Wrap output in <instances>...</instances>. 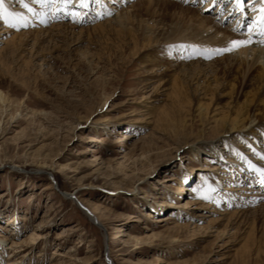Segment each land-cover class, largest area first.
Masks as SVG:
<instances>
[{
	"label": "rangeland",
	"instance_id": "1",
	"mask_svg": "<svg viewBox=\"0 0 264 264\" xmlns=\"http://www.w3.org/2000/svg\"><path fill=\"white\" fill-rule=\"evenodd\" d=\"M49 1L25 0L29 11L5 0L22 20H0L9 99L0 110V264H264V184L250 167H264L253 150L264 152V124L247 145L216 123L230 100L218 70L245 55L193 58L209 87L191 83L189 93L218 113L205 117L174 95L173 70L191 51L180 45H197L167 39L175 15L150 14L144 0H99L89 11L86 0L92 18L71 8L54 17L59 0ZM182 2L247 31L211 5ZM125 11L129 22L118 17ZM157 56L165 66L152 68Z\"/></svg>",
	"mask_w": 264,
	"mask_h": 264
},
{
	"label": "bare ground",
	"instance_id": "2",
	"mask_svg": "<svg viewBox=\"0 0 264 264\" xmlns=\"http://www.w3.org/2000/svg\"><path fill=\"white\" fill-rule=\"evenodd\" d=\"M96 1H99V0H88L89 11L92 9L91 5ZM182 1L181 0H178V1H175V0H144V2L142 3L143 6L146 8V11L149 12L150 14L154 15L155 13H158L159 10H161L162 14H166L169 17H172L175 15V17L177 18V21L174 27L172 28V31L170 32V34L167 36V39L176 40L181 35L180 38H188L199 46L223 48L227 45V42L229 40L241 38L239 33H235L234 31L230 30L228 27H224L223 25H221L220 22L215 21L213 16H204L199 10V8L196 9V8H192L191 6H186ZM191 1L199 2V5L201 8L209 7L211 5L210 6L211 8L209 10H211L212 13L218 15L220 19L221 17H225L226 19L233 20V23L236 29L239 27V25L236 24V22L241 23L242 18L239 17L238 14L234 12V8L231 3V0H216L214 4L212 3V0H189V2ZM202 1H204L205 4H201L200 2ZM50 2L51 1H49V3ZM117 3H119V0L117 1ZM38 4H42V3H38ZM77 4L79 3H77L76 0H74L72 5L68 6L67 8H63L60 2H54L51 5V8L53 10H56L54 17H57L55 16L56 13L58 12L57 9L67 10L68 8H71V10H78L80 12L79 15L81 16L84 15L86 19L92 18V14L90 16L88 12L86 11V9H84L82 6L77 5ZM254 6L257 8L259 7V0H254ZM110 7L112 8L114 7L115 9H118V6H114L113 4L110 5ZM103 10L106 11L105 9ZM60 17H64V15L60 14ZM118 17L120 19L121 18L124 19L123 17H125V19H127L129 22L131 15L127 11H125L124 13L120 12ZM248 17L249 16L246 15L243 19H247ZM122 22H125V20H122ZM58 25L60 24L58 23ZM151 39H148L147 42ZM262 45L263 44L261 43H253L249 45L250 46L249 50H254L256 52L254 53L253 56L251 55V52H248L247 47L239 48V53L241 55L244 54L245 58L241 57L240 59L238 56L237 58L232 57L230 58L231 59L230 62H227L226 65L221 66L218 70L219 72H222L221 76L223 80L225 81L227 87L230 86L229 87L230 89L229 88L227 89L229 90V96L227 95V97H229L230 100H229V107H227L225 111L220 112L219 114L220 116L216 118V121H217L216 123L218 126H220L221 133L225 135H229V134L230 135L231 134L241 135L242 139L246 141L247 145H251L250 139L257 135L258 133L257 129L259 127L258 125L264 124V98H262L263 96H260L262 95L261 92H264V61H262V58H264V51L262 49L260 50L254 49V46H262ZM195 55L196 54H194L193 51L191 50L190 53L185 55L186 61H184L185 66L183 67V69L174 68L173 70L174 80H172L173 81L172 88L174 90V95L176 97H179V99L181 98L180 99L181 101L179 103H181L183 107L184 106L186 107L187 105L192 104V106L195 107L194 109L198 114L205 115V117L207 116L211 117L213 114L214 116H216L218 115L217 112L213 113L212 111V114H209L208 112L209 105L205 104L201 97L199 96L191 97L190 95L191 93H189V87L191 83H196L198 87L200 86V89L204 88V90L207 87H209L207 86L205 88V85H204L205 83L202 84L200 82L199 78H202V77H200L199 74L203 71L201 67L202 62L200 61L199 58L193 59ZM249 55L252 56V58H247ZM229 57L230 56L227 55V56H224L223 59L227 60V58ZM153 60L155 62H151L152 68L158 67V66H165L163 59H160L159 56L153 57ZM193 63H195L194 66L192 65ZM218 94L220 96V93ZM217 96H218L217 93H214V94L212 93L210 100L214 102L215 99L219 97ZM238 96H244L243 101L239 102ZM8 100L9 99H8L7 94L2 89H0V110L1 111H2L3 105H5ZM258 149L259 148L254 147L253 150L256 153H258V155H261L262 158H264V152ZM243 159L245 161V158ZM42 162H43V166L46 167L47 161L44 160ZM89 209H90V212L89 210L88 211L86 210L88 217L92 219L95 223H97V217L96 219L95 217H93L95 210L91 208ZM148 216H154V215L151 212H149ZM32 238H34L35 240H38L39 238H41V235L40 233L34 232V236H32Z\"/></svg>",
	"mask_w": 264,
	"mask_h": 264
},
{
	"label": "snow or ice",
	"instance_id": "3",
	"mask_svg": "<svg viewBox=\"0 0 264 264\" xmlns=\"http://www.w3.org/2000/svg\"><path fill=\"white\" fill-rule=\"evenodd\" d=\"M37 2L47 4L49 0H37ZM59 2L63 6V8H67L68 6L73 4V0H59ZM76 2L79 3L82 7L87 6L86 0H76ZM215 2L216 0H212L213 4ZM20 3L23 4L25 8H28L29 11H33V9L30 8L27 3H25V0H20ZM231 3L233 5L234 12L242 18L241 26L247 29L246 32L240 33L241 38L229 40L227 42V45L223 48L200 49V46L198 45H180V47L191 48L194 54L205 55V58H211V55H218L223 54L224 52H231L253 43L264 44V0H259L258 8L254 6V0H231ZM248 9H250L251 12L254 13V15L248 17L247 19H243L247 15ZM60 10L62 9H57V11ZM72 15H76V12L72 11ZM0 20H2L5 24L15 27L16 24L22 20V17L19 13L6 7L5 0H0ZM250 167L254 171L259 173V175L261 176V183L264 184V167H257L256 165H252L251 163ZM203 198L209 199L210 196L205 195Z\"/></svg>",
	"mask_w": 264,
	"mask_h": 264
},
{
	"label": "water",
	"instance_id": "4",
	"mask_svg": "<svg viewBox=\"0 0 264 264\" xmlns=\"http://www.w3.org/2000/svg\"><path fill=\"white\" fill-rule=\"evenodd\" d=\"M96 221V220H95Z\"/></svg>",
	"mask_w": 264,
	"mask_h": 264
}]
</instances>
